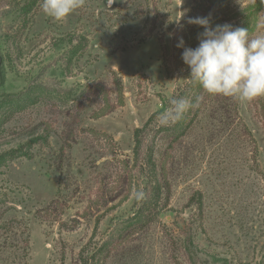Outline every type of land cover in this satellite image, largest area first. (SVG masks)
Returning <instances> with one entry per match:
<instances>
[{"label":"rangeland","instance_id":"obj_1","mask_svg":"<svg viewBox=\"0 0 264 264\" xmlns=\"http://www.w3.org/2000/svg\"><path fill=\"white\" fill-rule=\"evenodd\" d=\"M41 3L0 0V157L26 154L0 161V264H264V97L202 90L177 140L157 119L191 80L188 21L255 38L264 3Z\"/></svg>","mask_w":264,"mask_h":264},{"label":"clouds","instance_id":"obj_2","mask_svg":"<svg viewBox=\"0 0 264 264\" xmlns=\"http://www.w3.org/2000/svg\"><path fill=\"white\" fill-rule=\"evenodd\" d=\"M84 5L85 0H42L41 9L55 21H63ZM188 22L204 29L198 34L197 47L185 46L182 37L176 45L183 49L181 58L189 67V78L194 84L201 85L210 95L230 97L241 103L264 97V35L252 38L247 28H233L229 24L213 27L207 17ZM199 99L196 98L197 102ZM170 104L157 118L161 126L174 125L195 106L186 98H172ZM132 195L138 201L145 197L142 189Z\"/></svg>","mask_w":264,"mask_h":264},{"label":"trees","instance_id":"obj_3","mask_svg":"<svg viewBox=\"0 0 264 264\" xmlns=\"http://www.w3.org/2000/svg\"><path fill=\"white\" fill-rule=\"evenodd\" d=\"M254 30V27L250 30L251 32ZM204 90L201 85L198 83L194 84L191 80L188 85H186L178 94L177 99L179 98H188L193 104L194 101L197 97L200 96L201 91ZM189 110L184 114V116L174 125H171L165 129V131H180V134L177 133V136L174 137V140H177L180 138L184 131H185V125L189 116ZM141 133L140 129L135 130L134 132V140H135V147H134V152L137 153L139 151V142H138V136ZM19 156H26V154H20L19 152H13L12 154H8L6 156H1L0 161L4 160V157H7L8 159H16ZM155 171V169H154ZM158 183L161 181L160 179H157ZM148 210V207H144L140 209V211L136 214L135 218L137 219V223L142 222L144 224H149L150 222L153 221L154 217V212L152 210L149 213H145V211ZM155 211V210H154Z\"/></svg>","mask_w":264,"mask_h":264}]
</instances>
